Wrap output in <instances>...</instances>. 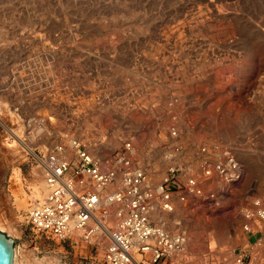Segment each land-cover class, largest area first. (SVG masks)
<instances>
[{
    "label": "rangeland",
    "instance_id": "1",
    "mask_svg": "<svg viewBox=\"0 0 264 264\" xmlns=\"http://www.w3.org/2000/svg\"><path fill=\"white\" fill-rule=\"evenodd\" d=\"M157 81L197 96L182 118L191 141L234 143L245 167L216 201L162 216L187 233L186 264H230L248 247L239 209L264 192V0H0V231L13 240L14 264H101L90 247L26 224L45 194L37 158L63 133L113 152L129 135L158 182L161 134L135 110L148 91L166 92Z\"/></svg>",
    "mask_w": 264,
    "mask_h": 264
},
{
    "label": "built area",
    "instance_id": "2",
    "mask_svg": "<svg viewBox=\"0 0 264 264\" xmlns=\"http://www.w3.org/2000/svg\"><path fill=\"white\" fill-rule=\"evenodd\" d=\"M163 83L157 81L166 92L148 91L135 105L153 116L152 130L161 134L160 180H152L156 165L143 162L129 135L117 139L113 152L102 140L63 133L37 158L45 194L25 214L34 234L90 247L87 255L101 264H186L187 233L178 220L171 230L162 216L216 201L220 191L244 179L245 167L234 143L211 136L191 141L193 125L182 118L197 96L183 93L179 81ZM239 217L250 238L247 248L232 252L230 264H264V192L250 193Z\"/></svg>",
    "mask_w": 264,
    "mask_h": 264
},
{
    "label": "water",
    "instance_id": "3",
    "mask_svg": "<svg viewBox=\"0 0 264 264\" xmlns=\"http://www.w3.org/2000/svg\"><path fill=\"white\" fill-rule=\"evenodd\" d=\"M13 240L0 231V264H13Z\"/></svg>",
    "mask_w": 264,
    "mask_h": 264
},
{
    "label": "bare ground",
    "instance_id": "4",
    "mask_svg": "<svg viewBox=\"0 0 264 264\" xmlns=\"http://www.w3.org/2000/svg\"><path fill=\"white\" fill-rule=\"evenodd\" d=\"M8 146H10V147H14L15 148V146H16V144H15V146H14V143H12L11 145L10 144H8ZM19 146H20V144H19ZM23 145H21V147H22ZM25 150V149H24ZM25 151H27V150H25ZM37 160V159H36ZM0 168H1V166H0ZM160 175V174H159ZM17 185H18V183H16ZM40 185V184H39ZM19 186V185H18ZM35 186H36V184H35ZM41 186V190L45 193V186H44V184L43 185H40ZM39 186V187H40ZM32 190V189H31ZM41 190L39 191V188L37 187H34V194H35V196H38V197H40V194H41ZM34 197V196H33ZM37 199V198H36ZM39 199V198H38ZM23 203H24V207H26L25 205H26V201L24 200L23 201ZM26 210H28V208L26 209ZM3 226V223H2V221H1V219H0V227H2ZM14 261H15V250H14V259H13V264H14Z\"/></svg>",
    "mask_w": 264,
    "mask_h": 264
}]
</instances>
